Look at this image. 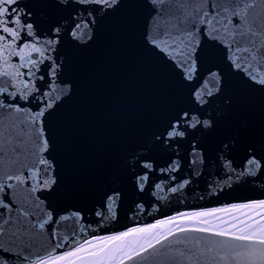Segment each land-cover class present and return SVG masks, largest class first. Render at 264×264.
I'll return each instance as SVG.
<instances>
[{"label": "snow or ice", "instance_id": "1", "mask_svg": "<svg viewBox=\"0 0 264 264\" xmlns=\"http://www.w3.org/2000/svg\"><path fill=\"white\" fill-rule=\"evenodd\" d=\"M0 264H264V0H0Z\"/></svg>", "mask_w": 264, "mask_h": 264}]
</instances>
